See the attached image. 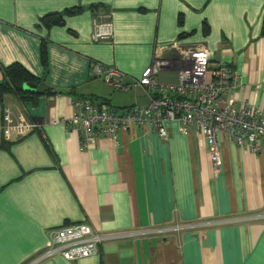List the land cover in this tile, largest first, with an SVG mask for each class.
Here are the masks:
<instances>
[{"label": "crops", "instance_id": "1", "mask_svg": "<svg viewBox=\"0 0 264 264\" xmlns=\"http://www.w3.org/2000/svg\"><path fill=\"white\" fill-rule=\"evenodd\" d=\"M96 7L111 14L108 42L90 39ZM263 13L264 0H0V80L17 64L41 81L36 92L55 93L4 97L37 126L10 142L0 103V264H264V151L224 142L214 168L204 137L175 123L165 140L143 126L115 144L96 134L84 149L65 125L80 98L117 112L146 105L136 82L153 59L197 47L211 68L235 73L236 104L264 112ZM54 15L61 24H49ZM92 63L115 68L128 89L93 77ZM157 80L173 84L176 72ZM76 223L108 237L96 254L36 261L50 230Z\"/></svg>", "mask_w": 264, "mask_h": 264}, {"label": "built area", "instance_id": "2", "mask_svg": "<svg viewBox=\"0 0 264 264\" xmlns=\"http://www.w3.org/2000/svg\"><path fill=\"white\" fill-rule=\"evenodd\" d=\"M110 12H96L92 19V42H108L113 36ZM211 56L202 47L178 50L172 60L155 58L136 85L146 90L148 103L132 105L117 112L105 104L75 100L73 113L65 123L75 129L81 148H88L96 134L114 144L119 132L148 126L158 138H167L168 125L175 123L180 134L198 131L205 139L209 162L220 166V147L230 142L254 154L264 151V112L247 104H236L232 98L235 73L224 63L210 67ZM163 69L176 72V82L161 84L157 80ZM91 74L113 90H127L122 75L113 67L91 64ZM1 136L10 142L29 135L37 129L32 121L13 106L1 107ZM107 236L96 234L85 223H76L50 230L42 253L36 261L60 257L76 261L96 254L97 246Z\"/></svg>", "mask_w": 264, "mask_h": 264}, {"label": "trees", "instance_id": "3", "mask_svg": "<svg viewBox=\"0 0 264 264\" xmlns=\"http://www.w3.org/2000/svg\"><path fill=\"white\" fill-rule=\"evenodd\" d=\"M102 10L105 11L104 8H92L93 16L96 15V12ZM50 25L61 24V20L54 15L52 20H49ZM203 35H206L207 29L205 25L203 26ZM261 35L264 36V13L262 17V26H261ZM40 62L41 66L44 68L46 66V57H45V48L41 46L40 48ZM2 79L0 80V103L1 107L3 104V99L6 96H11L16 99L18 102L24 104L26 102L35 103L36 99L41 95H55V93L49 91L48 89L44 90L42 93L40 92H26L23 90V86L27 84H31L39 87L41 81L29 75L22 67L17 64L11 65L7 68H3L1 70ZM85 100V99H78ZM104 104V103H103Z\"/></svg>", "mask_w": 264, "mask_h": 264}, {"label": "water", "instance_id": "4", "mask_svg": "<svg viewBox=\"0 0 264 264\" xmlns=\"http://www.w3.org/2000/svg\"><path fill=\"white\" fill-rule=\"evenodd\" d=\"M23 90L26 91V92H36V86L34 85H31V84H27V85H24L23 86Z\"/></svg>", "mask_w": 264, "mask_h": 264}]
</instances>
